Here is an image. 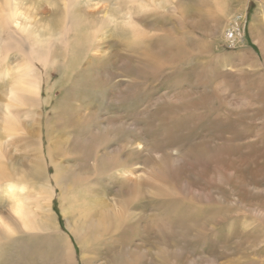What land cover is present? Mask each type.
Listing matches in <instances>:
<instances>
[{"label": "rangeland", "instance_id": "rangeland-1", "mask_svg": "<svg viewBox=\"0 0 264 264\" xmlns=\"http://www.w3.org/2000/svg\"><path fill=\"white\" fill-rule=\"evenodd\" d=\"M171 1L167 10L147 13L154 18L141 23L144 34L135 41L123 25L110 26L103 38L114 42L101 45L102 56L93 58L89 53L76 72L49 69L51 91L43 96L42 108H35L42 114L30 118L24 137L18 135L11 161L0 154V168L14 182L16 171L39 155L55 164L53 169L45 166L41 179L19 176L12 195L22 199L32 217L47 219L44 228L34 229L37 233L0 240L3 264H57L58 244L64 239L53 234L52 225L58 224L74 240L62 215L72 221V217L78 219L76 209L90 207L75 197L86 186L96 191L99 204L110 206L113 200L129 209L122 217L112 215L106 234L122 233L126 241L138 245L134 255L143 251L145 264L264 262L262 249L244 251L248 242L237 241L233 232L238 228L247 235L244 228L254 227L257 215L234 222L235 227L223 209L212 204V195L228 197L229 190L207 159L215 155L213 150L221 147L227 134L232 135L231 129V134L227 132L230 122L238 128L246 117L253 130L264 123V34L251 29L264 27V0H225V5L222 0ZM58 2L23 0L21 9L29 15L26 23L37 30L59 24L63 15L55 11ZM95 2L81 3V11L93 18L101 16L108 3L92 6ZM235 12H245V40L233 49L223 43L222 35ZM177 53L180 56L174 57ZM15 56L9 54L7 65L0 67V107L17 73V65L8 67L20 61ZM256 61L259 66H253ZM252 135V139L261 137ZM162 154L170 155V177L165 183L151 182L145 164L149 161L156 167L151 159ZM176 154L183 158L177 159ZM113 161L115 168L109 169ZM124 167L135 170L131 172L135 179L120 175ZM46 171L53 178L48 179ZM4 185L0 184L3 214L12 201V192ZM50 188L54 194L48 212L43 196L50 195ZM143 213L154 227L150 237L144 221L135 220ZM125 223L133 226L123 231ZM109 252L102 244L91 253L86 245L74 243L78 264H83L82 257L92 256V264H111Z\"/></svg>", "mask_w": 264, "mask_h": 264}, {"label": "bare ground", "instance_id": "bare-ground-1", "mask_svg": "<svg viewBox=\"0 0 264 264\" xmlns=\"http://www.w3.org/2000/svg\"><path fill=\"white\" fill-rule=\"evenodd\" d=\"M22 1L0 0V67L7 65L9 54H16L20 58L17 64L8 65L9 68L17 65V73L8 91H6L5 101L0 107V154L9 161L12 159L11 149L17 144L18 135L21 133L23 136V133L26 132V124L30 121V118L42 114L41 111H37L35 108H42L45 101L43 96H47L51 91L49 69L60 67L58 71L63 70V74L76 72L79 63L89 53L93 58L102 56L101 45L114 42L103 38L104 30L110 26L123 25L130 31L131 41H135L139 35L144 34V27H141V23H151L154 18V15L150 18L147 13L149 11L153 13V11H158L160 8L166 9L167 5L173 3L171 0H96L92 6L99 3L107 6L108 3V7L105 6L107 9L105 8L106 10L101 16L93 18L91 14L82 12L80 7L81 3L90 0H59V5H56L57 2L55 3V11L62 12L63 16L60 23L57 24V21L55 26L44 25V28L37 30L26 23L29 15L21 9ZM222 1V4L225 5V0ZM47 4L51 5L48 1ZM172 9H174V5ZM217 9L222 11L225 6ZM239 17L240 19H238ZM245 18V12H235L231 15L222 35L223 43L227 47L236 49V47L244 45L243 25ZM254 28L258 30L259 36L264 34V27L258 29L253 25L251 29ZM73 52L74 55L68 60ZM167 55H164V57ZM16 56L14 59H16ZM173 56L178 57L180 54H173ZM254 65L259 66L260 64L256 61L253 63ZM253 66L251 65V67ZM252 71L253 69L250 70V72ZM8 73H10V70ZM243 118L247 123L239 121L238 128L235 127L236 124L233 126L231 122V124L229 123L227 132L230 133L231 129L232 135L227 134V138L224 139L221 147L213 150L216 152L215 155L207 158L211 159L208 162H210L211 167H216L219 179L225 181L229 190L228 197L218 193L212 195V204L223 209L224 214L231 219L233 224L242 219L251 218L253 213L256 214L257 216L253 218L254 227L244 228L245 231H248L247 235H241L243 230L238 228L237 231L234 228L233 232L236 234L235 239L237 241L248 242L244 251L246 248L262 249L264 254V123L260 127L256 126L257 128L253 130L252 124L247 120L248 118L242 117L241 119ZM253 132L261 137L252 139ZM36 137V142L41 145V138ZM141 147V144H136L137 149H141ZM229 148L232 151H229ZM176 155L177 159L183 158L182 155ZM169 157L170 155L165 156L162 154L155 157V159H151L157 165L156 167L151 166L149 161L145 164L148 168L146 173L151 182L158 180L165 183L166 178L170 177ZM147 159L150 158L147 157ZM2 163L3 161L0 162V166ZM115 164L113 161L108 168H115ZM46 165L49 168H55L52 161L48 162L45 156L39 155L34 161L28 163L23 170L16 171V174L18 177L30 176L31 178L41 179L45 173ZM130 168L124 167L120 172L125 180L133 177L131 172L135 170ZM0 169V184L5 183L4 186H8L7 190L12 192L10 195L12 201L6 213L0 212V240L13 234L23 238L31 232L37 233L34 229L44 228V221L46 222L47 216H45L44 221H39L29 214L27 206L21 198L12 199L16 183L20 181H17L18 177H16L15 182L11 181V174L2 171V168ZM154 170H158V173L155 174ZM161 170H163L162 173ZM46 175L48 176L47 171ZM50 178H53L52 174L48 176V179ZM56 178L55 176V181ZM133 179L135 178L133 177ZM18 187L23 190L22 184ZM88 188L86 186L85 190L80 195H75V197L84 205H90V207L76 209L78 219L72 217V221H69V217L65 214L62 215L63 218H66L65 225L75 241L70 236L64 235L58 224L52 225L53 234H61L64 239L61 242L62 244L60 243L61 245L58 244L59 260L57 264H78L74 254L75 242L80 244L82 248L86 245L91 253H96L97 244H102L104 248L110 251L111 264H145L146 261L143 263L145 260L143 251H140L139 255H134V250L139 247L138 245L126 241L122 237V233L118 236L116 234H106L107 224L112 222V215H121L122 217L129 209L121 204H115L113 200L110 206L99 204L96 191L94 192V189L90 191ZM52 190V188L48 190L50 195L43 196V200H47L48 203L45 204L48 212H51V199H53L54 194ZM234 203L236 204L235 207L229 206ZM212 208L215 209L213 205ZM138 219L144 221L150 237L154 227L150 223L149 215L143 213L140 218L135 220L138 221ZM131 226L133 225L130 223L121 225L123 231ZM237 241L233 240V243ZM2 249L3 243H0V264L6 262L5 253ZM140 256L143 258L142 260ZM93 259H95V256L82 257L83 264H92ZM260 264H264V262Z\"/></svg>", "mask_w": 264, "mask_h": 264}]
</instances>
